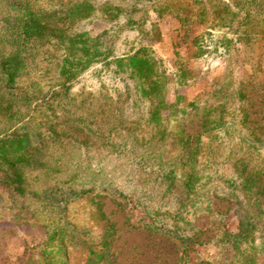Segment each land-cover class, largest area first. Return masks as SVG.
Masks as SVG:
<instances>
[{
    "label": "rangeland",
    "instance_id": "1",
    "mask_svg": "<svg viewBox=\"0 0 264 264\" xmlns=\"http://www.w3.org/2000/svg\"><path fill=\"white\" fill-rule=\"evenodd\" d=\"M70 1L14 0L18 10L14 9L13 13L17 12L18 16L19 8L27 4L50 9L65 6ZM184 5L190 6L191 1H185ZM5 13L2 10L0 19ZM151 18L141 30L146 42L150 41V46L164 61L169 79L165 92L146 98L133 92L130 86L132 94L135 93L132 99L136 106L123 102L125 95L115 101L113 97L117 93L112 89L116 86L108 83L102 90L101 83L92 78L91 73L75 83L72 96L64 94L57 87L60 77L57 57L63 54V49L52 45L24 47L21 41L13 42L15 40L10 38L6 44L0 43L7 58H17L21 92L46 95L49 100L25 105L9 100L0 91V134L20 127L22 121H29L26 131L33 138L36 136L35 145L40 141L38 134H43L46 154L40 170L29 172L28 195L15 201L14 206L10 189L0 185V264H61L63 253L57 254L50 263L43 254L45 243L56 229L73 232L71 239L61 245L67 252L69 264H87L88 250L83 243L100 245L110 225L115 228L110 239L112 264H229L236 256L243 264H264V244L257 246V251L248 250L247 244L236 251L233 243L224 237L225 233L234 236L240 231L242 214L234 213V207L217 216L204 212L191 225L178 226L172 219L160 217L162 221L158 225L163 224L169 234L150 231L146 225L152 221L146 215L148 210L143 202L156 204L162 198V186L145 174L128 153L144 145L157 155L179 150V131L184 129L196 135L206 119L212 124L201 138V155L211 150L222 161L224 154L240 153L245 148L239 138L243 114L240 108L251 111L252 119L259 122L264 118V99L260 98L264 89L255 96L252 109L247 103V96H254L251 87L264 84V34L251 44L240 43L227 57L206 63L196 57L193 40L208 32L207 24L184 26L172 15L159 20ZM107 24L98 21L89 31L97 36L108 28ZM138 35L131 32L125 39H118L115 53L121 55L130 47H137L135 39L141 38ZM182 65L191 72L189 78L180 79ZM246 83L249 85L242 99L238 94ZM124 86L119 83L117 90ZM55 90H60L57 97L53 95ZM50 95L54 98L49 99ZM59 97V101L55 100ZM163 101L167 103L165 107ZM222 114L224 124L215 125ZM258 152L255 159L264 162V151ZM96 166L99 169L95 170ZM56 182L62 183L61 188L75 192L74 200L64 209H57V203L31 195L34 191L41 193L44 188H52ZM111 182L123 184L120 190L128 188L127 194L141 203L120 198L111 188L115 184L109 186ZM175 190H179V186ZM80 192L83 193L78 195ZM207 194L214 200L212 190ZM169 196L173 201L177 192ZM262 233L264 239V230ZM182 238L193 239L187 258ZM261 241L264 240H259L258 245Z\"/></svg>",
    "mask_w": 264,
    "mask_h": 264
},
{
    "label": "trees",
    "instance_id": "2",
    "mask_svg": "<svg viewBox=\"0 0 264 264\" xmlns=\"http://www.w3.org/2000/svg\"><path fill=\"white\" fill-rule=\"evenodd\" d=\"M185 1L187 0H72L65 6L50 9L27 4L19 8L17 16V12L13 13L14 9L18 10L14 0H0V14L2 15V10L6 11L0 19V43L4 45L10 38L15 40L13 42L21 41L24 47L45 48L52 45L63 49V54L57 57L60 67L57 87L64 94L70 93L72 96L75 83L91 73L92 78L101 83L102 90L109 86L108 83L116 86L112 89L117 93L113 97L115 101L125 95L126 100L123 102L134 104L132 97L135 93L143 98L163 93L169 79L164 61L150 46V41L146 42L145 34L142 33L152 16L159 20L172 15L184 26L207 24L208 32L193 40L197 49L196 57L206 63L227 57L240 43L251 44L264 34V0H190V6L184 5ZM98 21L107 22L108 28L101 34L92 36L90 27ZM131 32L141 37L135 39L137 47L132 46L127 52L117 55L114 50L115 42L121 37L125 39V35L128 36ZM16 59L7 58L0 48V91L9 100L25 105H31L37 100L49 102L46 95L21 92L20 67L17 66ZM179 72L180 79L189 78L191 74L183 65ZM103 75H108L105 77L108 82ZM119 83L125 86L117 90ZM248 85L246 83L240 89V98L245 99ZM262 89L264 84L251 87L254 96H247L251 109L256 102L255 96ZM59 91L55 90L53 95L57 97ZM49 97L54 98L52 95ZM260 98L264 99V94ZM56 99L60 100L61 97ZM166 104L162 102L164 107ZM240 112L243 114L239 138L245 148L240 153L224 154L222 161L211 150L206 155H201V138L209 132V125L212 124L208 119L200 126L203 131L200 130L196 135L187 133L184 129L179 131V150L163 151L158 155L145 145L129 150L136 165L162 186V198L156 204L143 202L144 208L148 210L146 215L152 221L146 225L150 231L169 234L163 224L158 225L162 221L160 217L170 218L178 226L191 225L204 212L217 216L216 214H224L234 207V213L242 214L240 231L234 236L225 233L224 237L233 243L236 251L245 244L248 245V250L257 251V246L264 244L261 241L258 245L259 240H264V162L255 159L258 156L256 152L264 151V118L259 122L252 119L251 111L240 108ZM224 118L222 114L220 121L214 122L215 125L224 124L221 122ZM29 124V121H22L20 127L0 134V185L10 189L13 206L28 195L29 172L39 171L41 164L46 161L42 145L45 137L39 133L40 141L35 145L33 141L36 136L33 138L26 131ZM121 153L125 155V152ZM96 169L99 167L96 166ZM61 185V182H56L52 188H44L41 193L34 191L31 195L52 204L57 203V209H64L74 200L75 192L71 188H61ZM177 185L179 190H175ZM208 185L212 187L208 189ZM109 186L123 200L134 199L136 203H141L132 194H127L128 188L120 190L119 186L123 188V184L111 182ZM208 190L214 192V200L209 198ZM174 191L177 196L172 201L169 195ZM81 193L83 192L78 195ZM21 208L25 207L22 205ZM195 228L202 231V228ZM72 234L67 229L52 232L43 249L48 263L57 254L63 253L65 257L61 264H69L67 252L61 245L65 240L71 239ZM114 234L115 228L110 225L105 229L100 245L83 243L88 250L87 264H112L110 239ZM192 242V238H182L186 258ZM236 257L229 264H243Z\"/></svg>",
    "mask_w": 264,
    "mask_h": 264
}]
</instances>
